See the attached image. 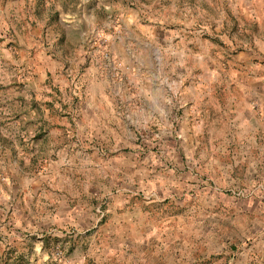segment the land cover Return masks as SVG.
I'll list each match as a JSON object with an SVG mask.
<instances>
[{
  "label": "rangeland",
  "instance_id": "obj_1",
  "mask_svg": "<svg viewBox=\"0 0 264 264\" xmlns=\"http://www.w3.org/2000/svg\"><path fill=\"white\" fill-rule=\"evenodd\" d=\"M219 7L0 0V264H28L37 245L65 261L79 232L130 206L147 238L198 253L258 230L259 127L226 106L221 38L209 48L186 28Z\"/></svg>",
  "mask_w": 264,
  "mask_h": 264
},
{
  "label": "crops",
  "instance_id": "obj_2",
  "mask_svg": "<svg viewBox=\"0 0 264 264\" xmlns=\"http://www.w3.org/2000/svg\"><path fill=\"white\" fill-rule=\"evenodd\" d=\"M219 8V20H205L203 25H198L193 18L186 28L194 36V43L200 39L198 34L203 32L209 48L213 46L214 37L221 38L225 47L223 58L226 63L222 76L226 84V106H230L229 109L235 106L239 125L251 123L255 131L259 127V132L254 131L250 137L252 147L259 151L258 160L251 164L258 174L254 182H259L264 189V121H261L264 118V0H220ZM162 28L165 34L172 32V38L185 34L175 33L170 23H164ZM209 52L203 58L213 60L211 50ZM255 109L260 116L256 115ZM258 198L261 211L253 212L254 219L259 221H254L253 226L258 230L236 248L230 245L218 249L206 246L198 253L194 246L186 248L178 243L154 242L146 237L142 207L130 206L125 211H111L105 221L94 225L95 229L78 231L80 235L75 238L72 253L65 261L54 263L47 245H37L30 250L32 257L28 264H264L263 191ZM127 202H117L116 199L111 207L124 206ZM66 234L58 231L52 235L64 241ZM19 261L20 258L16 262Z\"/></svg>",
  "mask_w": 264,
  "mask_h": 264
}]
</instances>
